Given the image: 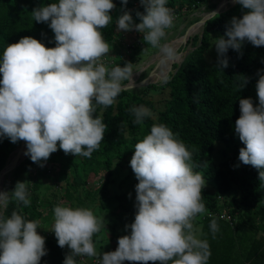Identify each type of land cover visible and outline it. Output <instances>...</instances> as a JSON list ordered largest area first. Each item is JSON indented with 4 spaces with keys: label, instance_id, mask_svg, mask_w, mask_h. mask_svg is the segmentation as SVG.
Returning a JSON list of instances; mask_svg holds the SVG:
<instances>
[{
    "label": "clouds",
    "instance_id": "1",
    "mask_svg": "<svg viewBox=\"0 0 264 264\" xmlns=\"http://www.w3.org/2000/svg\"><path fill=\"white\" fill-rule=\"evenodd\" d=\"M128 2L121 0L125 6ZM235 2L248 11L231 19L227 38L214 39L221 70L229 66L224 56L230 48L240 52L245 41L264 46V0ZM140 3L145 9L137 12L142 22L135 24L126 11L116 20L117 29L143 34L144 43L174 58V50L160 43L175 20L167 0ZM115 8L113 0H58L36 7L31 18L48 24L56 46L48 48L33 37H23L8 44L0 57V138L14 144L24 141V155L41 167L58 150L91 158L104 140L106 125L96 115L97 107L113 105L124 90L122 82L133 76L130 62L111 70L102 62L110 45L101 29L113 20L110 13ZM257 75L259 105L254 106L251 98L239 100L235 133L245 145L239 161L256 168L264 181V75ZM248 82L245 77L241 90ZM130 111L137 125L152 115L144 106ZM130 167L139 181L135 219L126 225L130 235L120 237L117 249L104 252L99 264H207L209 244L197 238L193 225L205 211L201 201L206 181L193 171L187 146L166 125L154 124L135 144ZM27 183L17 182L13 191L0 192V207L10 199L29 206ZM104 227L88 208L56 206L51 232L59 247L71 250L64 264H76V256L96 257L93 236ZM210 228L213 234L218 231L216 220ZM37 229V222L26 221L17 211L10 218L0 216V264H40L48 253Z\"/></svg>",
    "mask_w": 264,
    "mask_h": 264
},
{
    "label": "trees",
    "instance_id": "2",
    "mask_svg": "<svg viewBox=\"0 0 264 264\" xmlns=\"http://www.w3.org/2000/svg\"><path fill=\"white\" fill-rule=\"evenodd\" d=\"M214 1L167 0L166 7L172 10L174 16H179L184 11L193 13L201 5H206L208 11L212 12L216 9ZM55 2L58 0H0V57L8 44L17 43L23 37L30 36L48 48L55 47L54 32L48 24L37 23L30 16L36 7ZM113 2L116 4V8L110 13L113 20L101 29L108 44L116 38V20L123 11L130 10L135 24L142 22L137 12L145 13L140 0H129L126 6L121 0ZM247 11L236 3L226 12L206 22L202 35L193 39V50L180 65L174 66L175 73L161 87L169 90V95L163 108L156 111L154 116L146 117L143 124L137 125L130 109L144 106L155 110L153 103L144 99L148 92L155 89V85H149L141 93L123 90L113 105L97 107L96 115L102 117L106 129L99 150L91 158L66 155L63 150H59V154L66 158V171L70 167L74 168L75 179L78 178L79 164L86 171L85 176L88 171L97 174L101 168L106 170L107 176L100 185V191L102 199H109L113 167L117 165L121 169L132 170L130 161L135 144L150 134L154 124L166 125L187 146L192 153L193 171L200 173L206 181L201 202L205 208L210 209L211 214L202 219L201 240H206L209 244L207 264H264V181H260L256 168L239 161V150L245 145L235 133V122L240 117L239 100L251 98L254 106L259 105L256 84L259 79L257 73L264 75V71H261L264 70V46L255 47L245 41L240 52L230 48L224 56L229 66L222 70L217 68L218 54L211 65L205 60V54L212 48L215 35L227 38L226 31L231 19L242 18ZM244 76L249 78V82L241 90ZM218 142L231 146L232 152L227 160L219 163L213 158ZM19 143L20 141L14 144L8 138H0V173L6 166L13 147L17 149ZM8 165L7 180L14 173L10 162ZM32 166L41 168L39 164L27 159L22 170L29 173ZM44 168L49 172L51 165L46 163ZM59 174L61 172L58 171L55 176L58 178ZM5 182L6 180L2 185L3 191ZM28 188L27 186V191ZM228 195L231 197L230 203H225V199L221 201ZM28 199L32 203L29 206L10 199L2 216L10 218L11 213L17 211L26 221L38 223L41 211L38 210L37 198L30 196ZM230 205L234 207L226 214L231 216L232 224L222 217ZM213 219L218 225L215 234L210 228ZM45 246L48 254L41 258L40 264H64L66 255L71 251L68 247H59L58 241L51 238L46 240ZM239 248L242 251L238 253ZM236 255L240 256V263H234ZM80 257H74L76 264H84L79 261Z\"/></svg>",
    "mask_w": 264,
    "mask_h": 264
},
{
    "label": "rangeland",
    "instance_id": "3",
    "mask_svg": "<svg viewBox=\"0 0 264 264\" xmlns=\"http://www.w3.org/2000/svg\"><path fill=\"white\" fill-rule=\"evenodd\" d=\"M233 1L215 0L213 3L216 7L223 4L224 11H227L236 4ZM126 11L130 12V10ZM126 11H123L121 15ZM209 13L211 12L208 11L206 5L199 6L193 13L184 11L181 15L175 16L173 27L165 29L166 36L161 39L160 43L161 45L171 47L174 50L175 56V61L169 70H167V65L171 58H168L159 48H154L144 43L143 34L135 30L127 32L117 30L115 40L109 44L110 53L107 56L115 58L116 63L114 66L118 65L123 67L129 62L133 64L132 79L126 80L128 81L127 84L123 81L124 87L128 86V83L132 80L133 86L129 91L141 93L149 85H155V89L148 92L144 97L146 101H151L154 105L155 110L146 107L151 111L153 116L156 114V111L163 108L169 95V90L162 89L161 87L175 73L174 66L176 64L180 65L189 52L193 50V39L196 36L202 35L204 27L198 30V23ZM194 31H197V33ZM216 38H218L217 35H215L214 39ZM214 39L212 48H209L205 54V60L209 65L212 64L217 56L214 48ZM184 47H186L185 50ZM145 48L147 50L143 52ZM164 71L166 72L163 73ZM162 73L163 75H161ZM20 145L21 141L17 149ZM230 147L218 142L213 153L214 160L217 163L222 160H227L232 155ZM12 151H16V148L13 147ZM65 162L66 158L60 155L58 150L47 161L42 162L44 164L43 167L37 168L36 166H32L29 173L22 170V163L8 180H6L4 185L5 190L3 192L13 191L17 182H28V197L34 196L37 198L38 210L41 211L37 232L45 238V241L49 240L51 235L54 234L51 231L53 230L54 208L56 206L83 207L92 210L96 217L103 220L105 227L93 236L97 256L87 258L88 263H91L96 258L101 257L104 252L116 250L120 237L130 235V229L126 230V225L133 223L135 219L137 211L135 207V189L139 181L131 169H121L115 165L112 169V182L109 185L110 198L102 199L100 185L105 180L107 171L101 168L97 174L88 171V175L85 176L84 173L86 171L79 164L77 168L78 178L75 179L74 168L70 167V170L68 169L66 171L67 167L64 168ZM46 163L51 165L49 172H46L44 168ZM58 171L61 174L57 178L55 174ZM3 184L4 181H2ZM11 184L12 186H10ZM230 198V195H228L221 199V201L225 199V203H230ZM233 207L232 205L227 206V210L224 213H229ZM2 208L0 207V211ZM208 214H211V211L205 208V211L198 214L193 220L198 239H201L202 219ZM241 251L242 248H239L238 253ZM240 261V256L238 257L236 255L234 257V263H240Z\"/></svg>",
    "mask_w": 264,
    "mask_h": 264
},
{
    "label": "water",
    "instance_id": "4",
    "mask_svg": "<svg viewBox=\"0 0 264 264\" xmlns=\"http://www.w3.org/2000/svg\"><path fill=\"white\" fill-rule=\"evenodd\" d=\"M234 2H235V0L233 1V3H234ZM233 3H232V4H233ZM223 12H226V11H224V5L221 4V5L217 6L216 9H215L214 11H212L211 13H209L204 19H202L201 22L198 23V24H201V25L204 26V25L206 24V22H207L209 19H211V18H213L214 16H216V15H218V14H220V13H223ZM198 24H197V25H198ZM132 86H133V84H132V80H130V82L128 83V86H125V87H124V90H129ZM25 145H26V143H25L24 141H21V145L19 146V148L16 149V151H14V152L17 153V161H19L18 159L21 158V154H22V152H23V150H24ZM14 152H13V153H14ZM13 153L10 154L6 166L4 167V169H3V170L1 171V173H0V183H1V180L3 179V177L5 176V174L7 173L8 166H9V165H8V162H9V159H10V157H11V155H12ZM28 158H29V157H26L23 161H21V162H19V163L17 162L18 164L14 167V172H15L16 169H17L19 166H21L22 163H23L25 160H27ZM0 192H3L2 188H1V185H0Z\"/></svg>",
    "mask_w": 264,
    "mask_h": 264
},
{
    "label": "bare ground",
    "instance_id": "5",
    "mask_svg": "<svg viewBox=\"0 0 264 264\" xmlns=\"http://www.w3.org/2000/svg\"><path fill=\"white\" fill-rule=\"evenodd\" d=\"M201 18H202V16H201ZM201 27H203V25H201V24H199V26H198V30H200L201 29ZM190 34V33H189ZM182 42H183V40H182ZM177 56H179V55H177ZM182 58H184V57H182ZM178 60V59H177ZM175 61V56H174V58H171L170 60H169V62H168V65H167V70H169L170 69V67H171V65H172V63ZM166 71H164L163 73H165ZM163 73L161 74V75H163ZM160 75V76H161ZM159 76V77H160ZM27 149H26V145H25V147H24V150H23V152H22V154H21V157L24 155V153H25V151H26ZM14 152V151H13ZM12 152V153H13ZM26 157H28V156H23L19 161H17V153L16 152H14L12 155H11V157H10V159H9V162L11 163V166H12V170L14 171V167L19 163V162H21V161H23ZM9 162H8V164H9ZM18 162V163H17ZM7 173L5 174V176L3 177V179L1 180V183H0V185H1V188H2V181H4V180H7ZM10 186H12V184L10 185ZM12 188V187H11ZM10 190V189H9ZM7 191V190H6ZM3 209H4V207L2 208V210L0 211V216H2V214H3Z\"/></svg>",
    "mask_w": 264,
    "mask_h": 264
},
{
    "label": "built area",
    "instance_id": "6",
    "mask_svg": "<svg viewBox=\"0 0 264 264\" xmlns=\"http://www.w3.org/2000/svg\"><path fill=\"white\" fill-rule=\"evenodd\" d=\"M102 62H103V63H104L109 69L112 68V67L115 65V63H116L115 58H113V57H111V56H107V55L103 58V61H102ZM222 217H223V219H226L227 221H229L231 224L233 223V222H232L233 220H232V218H231L230 215L224 213ZM50 238L53 239L54 241H57V239H56V237H55V234L51 235ZM79 261H80L81 263H84V264H99L100 258H96L93 262L88 263L87 258H86L85 256H81V257L79 258Z\"/></svg>",
    "mask_w": 264,
    "mask_h": 264
}]
</instances>
